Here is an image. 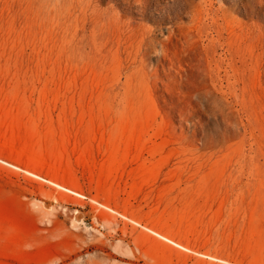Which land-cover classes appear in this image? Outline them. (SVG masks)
<instances>
[{
  "label": "rangeland",
  "instance_id": "obj_1",
  "mask_svg": "<svg viewBox=\"0 0 264 264\" xmlns=\"http://www.w3.org/2000/svg\"><path fill=\"white\" fill-rule=\"evenodd\" d=\"M233 2L214 46L127 0H0V264H264V10L252 36Z\"/></svg>",
  "mask_w": 264,
  "mask_h": 264
},
{
  "label": "bare ground",
  "instance_id": "obj_2",
  "mask_svg": "<svg viewBox=\"0 0 264 264\" xmlns=\"http://www.w3.org/2000/svg\"><path fill=\"white\" fill-rule=\"evenodd\" d=\"M165 1L166 0H155V1L154 0H127L129 5L135 4L137 6V8L140 11L139 13L141 15V18L145 17L146 15L152 14V12H155L158 15H160L161 13L162 14L160 16L161 21L172 24L168 26L167 28L168 33H169L168 37L170 38L171 37L175 38V36H177L178 34H181L183 26L177 20L181 19L184 16L188 17L190 21L187 24L188 29L190 28L194 32V34L200 38L203 36H207L208 39L210 40V44L214 46L221 44L223 42L224 36L227 35L229 38H233L238 33L239 28L237 29V27L235 26V20L232 17V11H235V10L238 11L239 5L238 7L231 10V9L224 8L220 5L218 6V2L221 0H201V1L199 0H171L172 3L170 4L168 3L166 6H164L163 2ZM233 1H235L233 2V4H236L241 1V3H239L241 6V11L243 9V15H245L244 17L251 21V24L249 25L248 30L250 31L249 34H252L253 36L255 32H257L256 30L257 29L259 30V26L257 24V21H255V17L257 16V10H264V0H245V1L233 0ZM152 6L153 7L155 6L154 10H152ZM243 31L244 33L246 32L245 29ZM130 32H129V35H130ZM248 36L246 38H248ZM131 38H132L131 43L133 42V44H135L137 41V35L132 34ZM136 48L135 50L138 49ZM144 52L145 51H143V53Z\"/></svg>",
  "mask_w": 264,
  "mask_h": 264
}]
</instances>
